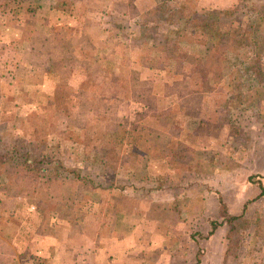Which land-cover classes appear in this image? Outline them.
<instances>
[{"label": "rangeland", "instance_id": "1", "mask_svg": "<svg viewBox=\"0 0 264 264\" xmlns=\"http://www.w3.org/2000/svg\"><path fill=\"white\" fill-rule=\"evenodd\" d=\"M70 1L65 0L64 3L70 11L75 15L77 12L83 13V10L79 12L77 4L75 7ZM172 1L135 0V3H142L141 7H151L148 21L154 17L156 10L160 8L163 11L167 5L168 14L176 13L173 15L172 25L163 24L142 45L145 49L142 60L134 50L135 52L129 53L128 60L131 62L128 63H151L155 66L160 63L167 66L168 62L163 61L164 57L160 56V52L167 55L178 47L185 57L177 60L172 70L177 69L174 73L178 79L182 78L181 91L177 87L167 88L166 92L174 93L168 99L166 96L165 102L159 101L154 93L156 90L165 92L163 85L157 88L143 86V79L147 75L139 69L133 70L132 81L135 82L130 90L133 89L135 95L143 94L151 110L141 118L138 116L137 120L132 119L126 115L132 109L128 103V89L114 87L116 82L125 78H121L119 72L109 74L103 70L102 80L96 85L92 84V76L86 73L78 75L76 79L71 75L67 78L66 69L80 67L72 56V53L76 55L75 41H70L66 46L63 44L65 47L61 48L62 46H56L63 43L57 37L51 46L52 53L45 56L48 62L51 60L48 71L43 68L28 80H25L22 72L21 81L26 83L25 86L18 89L0 88V95L4 94L0 99V174L4 173L1 156H6L22 145H31V149L39 154L43 151L50 153L55 159L46 158L41 164L44 170L48 167V176L39 177L35 186L29 189L21 185L14 187L10 181L5 184L11 193L25 196L29 201L31 197L34 210L43 207L47 211L53 208L61 214L65 211V206L61 204L64 199L60 179L72 175H68V170L58 171L59 159H63L67 169L89 163L90 167L83 166L82 177L92 173L89 177H98L100 182L92 179L81 181L85 188L78 195H72L68 204L72 203L70 213L76 217L79 212H85L86 215L88 213L87 216L92 219L88 221L90 223L97 222L101 211L108 212L106 209L112 201L110 197L105 198V193L110 190L115 178L122 182L117 188L132 184L143 186L148 191L166 187L168 193L171 191L177 197L181 195V199L184 198L181 203L185 204L186 210L184 206L181 210L178 209L180 205L177 199L171 202H177L176 214L162 215L169 222L165 223L166 226L172 229L169 233L166 232V236L169 235L165 247L162 250L153 248L155 257L163 251L166 256H171V264H195L201 250V264H264V239L257 235L259 221H264V194L259 196L262 190L258 184L262 183L264 187V0L245 3L244 11L247 15L243 13L239 18H242L244 25L229 24V28L241 27L244 37L241 42L226 38L217 43L206 40L201 34L187 35L178 42L174 34L177 30V17L188 18L192 11L201 15L212 11L218 13L221 10L212 7L226 10L235 7L238 2L222 4L199 3V0ZM76 3H82V0H76ZM66 7L58 8V12L69 16ZM136 14L138 12L133 9L134 17ZM61 16L58 14L55 18ZM131 25L132 23L128 24ZM135 29L136 25L132 31H136ZM155 37H165L164 45L158 39L153 40ZM94 42V39H85L87 57L93 53ZM105 42L109 41L100 39L101 44ZM133 42L135 48L141 45ZM147 42L150 44L146 45ZM38 46L36 44V48ZM65 48L66 51L69 49L71 55L61 56ZM118 60L122 62L121 57ZM44 64L41 63L46 68ZM62 74L65 76L62 77ZM97 75L99 76L96 71L95 76ZM150 77L154 78L153 74ZM6 80L8 83L11 81L10 78ZM78 80L81 82H77ZM75 83L79 85H73ZM193 83H196V88ZM189 86L196 90L185 97ZM177 96L183 98V106L180 108L175 104ZM59 102L62 103L57 105ZM64 107H67L68 112ZM140 107L142 106H137L136 110ZM178 109L181 112L177 113ZM93 110L95 113H92ZM68 113L74 116V120L66 118ZM125 115L127 119L124 118ZM148 116L149 121H146ZM76 117L80 119L77 125L74 124L77 122ZM95 118H100V121ZM145 122V125L141 124ZM134 125L135 136L126 135V126ZM85 143H89V147ZM124 143L133 145L134 149L123 152ZM58 146L66 155L56 152ZM97 153L103 159L105 167L97 161ZM122 164L129 168L121 167ZM60 173L61 176L57 177ZM135 173H147L150 178L143 183L136 182L134 177L138 175ZM3 176L5 179L11 178V181L14 179V176H7V173ZM96 183H99L96 186L105 191L99 196L103 202L99 201V205H95V199L91 201L85 198L91 195L88 191L94 189ZM47 190L51 200L48 197L44 199ZM164 203L166 202H161ZM189 209L191 212H184ZM223 214L243 217L244 225V229L240 231L238 255L229 257L227 263L224 261L229 227L224 224L210 235L212 221H223ZM179 221L182 222L180 226ZM163 232L159 231L154 235L162 236Z\"/></svg>", "mask_w": 264, "mask_h": 264}, {"label": "crops", "instance_id": "2", "mask_svg": "<svg viewBox=\"0 0 264 264\" xmlns=\"http://www.w3.org/2000/svg\"><path fill=\"white\" fill-rule=\"evenodd\" d=\"M70 2L75 7L77 4L79 12L83 10V13L77 12L75 15L76 13L65 6V0H0V88L18 89L25 86L26 83L21 81L23 80L21 73L24 72L25 80L36 75L34 73L27 74L31 71V69L28 70L30 67L24 70L31 60L32 49L36 47V44L41 45L49 51V55L52 53L53 40L57 36L63 35V39H68L69 44L70 41H75L76 55L72 53V56L74 59L76 58L80 66L66 69L68 70L65 74L67 78L71 75L76 79L78 75L82 76L86 73V75L92 76V84L96 85L98 81L102 80V70L109 74L119 72L121 78L125 79L116 82L114 87L128 89V103L132 109L126 115L131 116L132 119L137 120L138 116L141 118L143 114H147L151 110V106L144 100L143 94L135 95V91L130 90L135 82L132 81L133 70L139 69L147 75L143 79V86L157 88L163 85L165 92L161 93L158 90L153 92L157 94L159 101L165 102L164 98L167 96L168 99L172 95L171 93H174L166 92L167 88L177 87L181 91L182 78L178 79L174 73L177 69L172 70L177 64V48L173 53H167V55L160 52V56L164 57L163 61L168 62L167 66L160 63L156 66L151 63H140V65L128 63L131 62L128 60L129 53L135 52L134 50H136V55L141 56V60L145 56V49L142 45L150 37H143L141 27L148 22L147 17L151 7L147 5L141 7L142 3H135V0H82V3L71 0ZM237 2L239 0H199V3ZM74 6L71 5L72 8ZM221 6L226 7L225 5ZM63 7H66L69 16L58 12V8ZM212 8L225 9L222 7ZM133 9L139 15L136 14L134 17ZM60 11L63 12V10ZM58 14L62 16L55 18ZM131 23L132 25L128 26ZM75 25L76 28H74ZM134 25H136V31L133 32ZM65 29L67 31H64ZM85 39H94L95 41L93 53L88 55L89 57L85 55L86 49H88L87 46H84ZM100 39L110 43L101 44ZM132 39L133 41L140 40V42H135L141 45L135 48ZM155 39L156 37L153 40ZM157 39L163 42L160 44L164 45L165 37ZM149 44L150 42H147L146 45ZM158 51H160V47H158ZM62 52L61 56L63 57L71 55L69 49L66 51L65 48ZM118 57H121L122 62H119ZM86 61L89 63L87 64ZM50 63L51 60L49 62L47 60L46 71L51 67ZM103 64L110 67L107 68ZM96 71L99 74L97 77L95 76ZM91 73L93 74L91 75ZM151 74L154 78L150 77ZM172 77L174 79H167ZM7 78L11 79L10 83L7 82ZM73 85L78 86L79 83ZM193 85L195 88L197 87L196 83ZM194 87H188L189 91L185 93V97L193 94L196 90ZM3 95H0V99ZM182 102L183 98L177 96V103H175L177 108L183 106ZM140 105L142 107L136 110ZM126 115L124 118L127 119ZM149 118L148 116L146 121H149ZM141 124L145 125L146 122ZM130 126H126L125 133L134 137L135 125ZM123 145V152L134 149V146L128 143ZM96 156L97 161L103 163L102 166L105 167V163L98 157V153ZM88 165L89 163L74 167L83 170L85 168L83 166L90 167ZM121 167L129 168L124 164ZM4 174H0V264H171V256H166L162 251L155 257L153 248L157 247L155 249L162 250L168 240L169 234L166 236V232L172 228L166 226L169 222L162 215H167V213L172 215L174 212L176 214L177 202L175 204L171 202L178 199L180 205L178 209L181 210L184 206L186 210L185 204L181 203L184 201V198L181 199V195L177 197L171 191L168 193L166 187L148 191L143 186L137 187L136 184L135 186L132 184L117 188L122 184L119 178L113 180L112 187L105 193L101 187L96 186L99 183H96L95 188L93 187L91 192L88 191L91 195L86 197L84 192L83 196L91 201L95 199V205H99L103 203L99 196L105 193L107 195L105 198L110 197L112 203L108 204V209H106L108 212L101 211L97 222L90 223L88 221L92 219L87 216L88 213L86 215L85 212L83 214L79 212L77 217L70 213L72 203L68 204V201L72 200L70 199L72 195H78V192H82V188H85V184L83 182L81 184L80 180L71 176L60 179L64 199L61 204L65 206V211L60 214L59 210L55 212L53 208L47 209V211L43 207L34 210L35 206L31 203V197L29 201L25 196L13 194L7 190L5 182H11V178L5 179ZM88 174L92 176V173ZM137 175L134 177L136 182L143 183L150 178L147 173ZM89 176L88 179L100 182L98 177L96 179ZM46 192L47 195L44 199L48 197L51 200L48 190ZM92 197L93 199H91ZM99 201L101 203H98ZM161 202L166 203L161 204ZM184 212H191V209ZM84 214L86 216H83ZM181 223V221L178 222L179 226ZM186 223L183 222V224ZM159 231H164L162 236L154 235Z\"/></svg>", "mask_w": 264, "mask_h": 264}, {"label": "trees", "instance_id": "3", "mask_svg": "<svg viewBox=\"0 0 264 264\" xmlns=\"http://www.w3.org/2000/svg\"><path fill=\"white\" fill-rule=\"evenodd\" d=\"M260 1L263 0H240L238 2V4L235 7L232 8H227L226 10H222L220 12H215L212 11L210 13H206V14H200L197 12L192 11V13L190 14V16H188V18H182V17H177V30L174 31V34L177 36L178 42L179 40H182L184 37H186L187 35H203L204 38L210 42L213 43H217V42H221L226 38H233L235 39L237 42H241L242 39H244L243 32L241 31V27H232L229 28V24H236L239 23L240 25H244V21L240 18V15H243V13H245V3H259ZM173 3H175V1H172ZM171 3V5L173 4ZM170 4V3H167ZM170 5V7H171ZM169 5H167L165 7V9L162 11L160 8L159 10H156V13L154 15V17L148 21L147 23H144L141 27V32L143 37H153V35L156 33V31L158 29H160L162 27V25H166V23H169L168 25H172V18L175 12L173 13H169L168 14V8ZM167 9V11H165ZM247 14L245 13V16ZM149 25H153V27L149 26ZM243 27V26H242ZM240 32L238 35H236V33ZM61 33V32H59ZM59 39H62V42L64 43V45L66 46L67 43H69L68 39H63V35L62 36H57ZM136 42H140V40H135ZM63 43H59L58 45L56 44V46L61 48H64L65 46L63 45ZM40 47V48H39ZM36 48V47H35ZM32 49V56H31V60L29 61L28 66H26L24 68V70H28L31 69L30 73L27 72V74H37L40 73L43 68L45 69V67H43L41 65V63H45L46 64V58L45 56L49 53L48 50H46L45 48H43L41 45L38 46V48ZM62 51V50H61ZM174 51V49L172 50ZM172 51H170L169 53H171ZM180 49L177 47V60L179 59H184V55H182ZM39 63V64H38ZM44 64V65H45ZM62 102L57 103L61 104ZM76 103V102H75ZM74 103V104H75ZM56 103H52V105ZM93 106V105H92ZM64 109L66 110V112H68L67 107H64ZM181 112V109H178L177 113ZM88 113H90V111H88ZM92 113H95V111L93 110ZM68 116L66 118H70L74 120V116L70 113L67 114ZM81 118V117H80ZM75 120L77 122H75L74 124L77 125L80 122V119H78L77 117L75 118ZM95 120H99L100 118H95ZM68 122V121H67ZM169 122V121H168ZM72 124V125H74ZM74 125V126H75ZM206 126V124H205ZM84 128V126H83ZM82 128V129H83ZM74 133H76L75 131H73ZM87 147H89V143H85ZM31 145H22L19 149H13L12 151H10L8 154H6V156L2 155L1 156V160L3 162L4 165V173L8 176H14V179L12 178V185L14 187H16V185H21L22 186H26V188H31L33 186H35L36 182H38V178L39 177H47L48 176V167L43 168V164L45 162V159L47 158L48 160L50 159H55L54 157H52V155L46 151H43V153L39 154L35 151H33L31 149ZM57 153L62 154V155H66V153L64 151H60L59 146L55 149ZM60 163L58 171H66L68 170V175H72V177H74L75 179H78L80 181H86L88 179L87 175H84V177H82V170L78 167H69V169L66 168L63 159H59ZM43 162V163H42ZM8 166V167H7ZM9 168V171H7ZM61 176L60 175H56ZM260 186V189L262 190L261 194L259 196H262L264 194L263 191V185L262 183H258ZM224 215V220L221 222L218 221H212L211 225H212V230L210 232V235H213L216 230L219 227H222L224 224H226L229 229H228V234H227V251L225 254V263H227V259L229 257L234 258L238 255L239 252V241L241 239V235H240V231L242 229H244V225H243V221L242 218L243 217H230L227 214H223ZM260 224V228L259 231L257 233V235L261 238L264 239V221L260 220L259 221ZM202 251L200 250L199 253L197 254V262L195 264H201L202 262Z\"/></svg>", "mask_w": 264, "mask_h": 264}]
</instances>
